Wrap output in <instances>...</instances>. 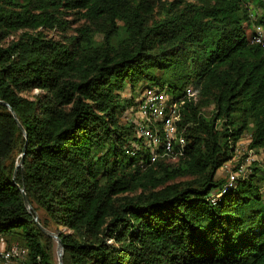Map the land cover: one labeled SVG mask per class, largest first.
I'll return each mask as SVG.
<instances>
[{
	"label": "trees",
	"instance_id": "1",
	"mask_svg": "<svg viewBox=\"0 0 264 264\" xmlns=\"http://www.w3.org/2000/svg\"><path fill=\"white\" fill-rule=\"evenodd\" d=\"M255 26L264 30V0H0L5 247L24 248L23 264H56L37 215L62 264H264L263 168L251 163L210 199L244 134L247 149L264 148ZM139 83L182 99L176 161L125 154L139 141L120 93Z\"/></svg>",
	"mask_w": 264,
	"mask_h": 264
},
{
	"label": "built area",
	"instance_id": "2",
	"mask_svg": "<svg viewBox=\"0 0 264 264\" xmlns=\"http://www.w3.org/2000/svg\"><path fill=\"white\" fill-rule=\"evenodd\" d=\"M254 41L264 47V41L258 30ZM191 93V88L185 89V95ZM182 99H175L173 94L168 92L167 88H159L157 86H145L140 90L139 98L136 103L132 104L130 109L125 113V120L128 124L133 125L135 135L134 138L139 143H130L125 146V154L133 157L139 156L140 164L145 159L152 163L160 158H167L169 161H176L184 155V139L182 132L179 131L177 123V114ZM241 142V144H240ZM248 144V143H247ZM243 145V140H240L235 148L236 157L240 148ZM247 154L242 164L231 167L232 159L224 163L219 170L226 172V181L222 185L220 191L211 196V200L224 194L228 188L235 187L238 179H243L246 176V170L253 162H257L255 155H262V160L259 165L264 168V148L259 149V152H253L245 147ZM146 156V157H145ZM237 166V170H233ZM264 190V185H263ZM0 264H14L19 258L26 255V250L18 245H13L9 248L5 247L4 241L0 236Z\"/></svg>",
	"mask_w": 264,
	"mask_h": 264
},
{
	"label": "rangeland",
	"instance_id": "3",
	"mask_svg": "<svg viewBox=\"0 0 264 264\" xmlns=\"http://www.w3.org/2000/svg\"><path fill=\"white\" fill-rule=\"evenodd\" d=\"M68 21H69V23L71 22L70 20H73L72 19V17H70V16H67V17H65ZM69 26L71 27V29L69 30V31H67L65 34H71L72 33V29L76 26V25H74V24H69ZM253 31V26H251V27H247L246 28V33L249 35L251 32ZM263 31V38H264V30H262ZM48 34H49V36H51V37H53V38H55V39H57V38H60V33L58 32V30H56V29H54V30H52V31H50V32H48ZM144 86H146V84L145 83H139V84H137L135 87H134V91H131L130 90V87L128 86V85H126L125 86V88H124V90L120 93L121 94V97H122V99H127L129 102H131L132 101V103L134 104V103H136V101H137V99L139 98V93H140V90L144 87ZM36 93V90H34L32 93H30V92H25V93H23L22 95L23 96H25V97H28V98H31V95L32 94H35ZM210 109V108H209ZM209 109H207V110H209ZM127 112V111H126ZM125 112V113H126ZM240 140H243V145L241 146V148H240V152H239V154L236 156V157H234L233 159H232V163H231V167H233L235 164H237V162L240 160V158H241V156H246V154H247V151L245 150V147H246V145H247V143L249 142V134H244L243 136H242V138L240 139ZM240 144H241V142H240ZM20 157V155L19 154H16L15 155V160H16V163L18 162V160H17V158H19ZM255 158H256V160H257V162H255V165L257 166V167H259V168H261V166L259 165V162L262 160V155L260 156L259 154H257V156L255 155ZM18 164V163H17ZM254 165V164H253ZM252 165V166H253ZM249 172V171H248ZM259 173V172H258ZM262 173V175H264V168H263V171L261 172ZM217 177H219V178H225L226 177V172H224V171H221V170H218V172H217ZM264 191V190H263ZM212 197H210V199H211ZM41 216V212H39V217ZM37 218H38V216H37ZM60 228V227H59ZM59 230H61V231H64L65 229H59ZM52 232V231H51ZM52 233H54V232H52ZM46 237H48V236H46ZM49 238V240L46 242V245H47V248H49V251H50V255H51V257H52V261H53V263H58V255H57V241L55 240V239H53V238H50V237H48ZM3 240V239H2ZM4 241V240H3ZM13 245H15V244H13ZM12 244L9 246V247H11V246H13ZM17 245V244H16ZM4 249V245H3V247H1L0 248V251H2ZM23 259V258H22ZM23 261L24 260H21V258H19L16 262H14V264H23Z\"/></svg>",
	"mask_w": 264,
	"mask_h": 264
},
{
	"label": "water",
	"instance_id": "4",
	"mask_svg": "<svg viewBox=\"0 0 264 264\" xmlns=\"http://www.w3.org/2000/svg\"><path fill=\"white\" fill-rule=\"evenodd\" d=\"M1 103L8 107V105H7L6 103H4V102H1ZM8 109L10 110L11 114H12L13 117L15 118V115H14L13 111H12L9 107H8ZM18 126L20 127L21 132L23 133V135H24V137H25L26 134H25L24 130L22 129V127L20 126V124H18ZM23 155H24V154L22 153V154H21V159L19 160V162H18V164L16 165V167H18L19 165H22V162H23V160H22V156H23ZM20 192H21V194H22V198H23L24 205H25L27 208H29L28 201H27L26 195H25V193H24V189L21 188V189H20ZM34 221H35V223L37 224L38 228L41 230V232H42L43 234H45L46 236H48V237H50V238H53V239H55V240L57 241V255H58V263H57V264H62V259H61V256H62V244H61V242H60V240H59V238H58L57 233H52V232L49 231L48 229L43 228V227L40 225V223L38 222L37 215L34 216Z\"/></svg>",
	"mask_w": 264,
	"mask_h": 264
},
{
	"label": "clouds",
	"instance_id": "5",
	"mask_svg": "<svg viewBox=\"0 0 264 264\" xmlns=\"http://www.w3.org/2000/svg\"><path fill=\"white\" fill-rule=\"evenodd\" d=\"M258 30L260 31V34H261V36H262V39H263V41H264V38H263V29L260 27V26H255V29H254V36H253V42L254 43H256L255 41H254V39H255V37L257 36V33H258ZM256 44H258V43H256ZM261 45V44H260ZM262 46V45H261ZM263 47V46H262Z\"/></svg>",
	"mask_w": 264,
	"mask_h": 264
},
{
	"label": "bare ground",
	"instance_id": "6",
	"mask_svg": "<svg viewBox=\"0 0 264 264\" xmlns=\"http://www.w3.org/2000/svg\"><path fill=\"white\" fill-rule=\"evenodd\" d=\"M236 155V153H235V150H234V153H233V155H232V157L231 158H233L234 156ZM230 158V159H231ZM243 162L241 161V160H239L238 162H237V164H235V165H240V164H242ZM249 171V167L247 168V170H246V176H245V178L250 174V171ZM263 185H264V181H263ZM263 185H262V193H264V191H263Z\"/></svg>",
	"mask_w": 264,
	"mask_h": 264
}]
</instances>
